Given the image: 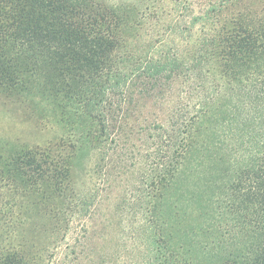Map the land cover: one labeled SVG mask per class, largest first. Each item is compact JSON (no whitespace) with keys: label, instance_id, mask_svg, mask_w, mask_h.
Segmentation results:
<instances>
[{"label":"rangeland","instance_id":"rangeland-1","mask_svg":"<svg viewBox=\"0 0 264 264\" xmlns=\"http://www.w3.org/2000/svg\"><path fill=\"white\" fill-rule=\"evenodd\" d=\"M207 1L70 5L127 9L125 43L100 72L69 74L12 41L4 60L0 49V158L38 150L64 177L49 176L64 210L58 229L51 197L29 195L16 177L0 207L2 264L11 252L27 264H239L252 207L232 199L225 171L252 158L264 113L220 75L194 86L192 60L213 23L201 18Z\"/></svg>","mask_w":264,"mask_h":264},{"label":"trees","instance_id":"trees-1","mask_svg":"<svg viewBox=\"0 0 264 264\" xmlns=\"http://www.w3.org/2000/svg\"><path fill=\"white\" fill-rule=\"evenodd\" d=\"M79 2L93 0H0L3 60L5 44L12 41L15 47L26 49V53L56 60L69 74L77 75L74 71L82 68L100 72L108 54L125 43L117 33L127 9L118 7V13L113 5L97 11L71 7ZM66 7L69 10L64 12ZM209 17L213 19L210 32L204 33L200 43L204 45L192 60L194 86L200 85L194 80L202 79L204 74L211 78L220 75L228 91L247 92L250 111L264 113V0H208L201 18ZM196 20L200 18L193 21ZM2 66L0 63V73ZM206 105L203 102L198 113L205 112ZM256 145L252 158L225 171L232 199L239 206L252 207V234L240 251L239 264H264V138L257 140ZM51 173L60 184L63 172L55 173L48 156L38 150H27L9 160L0 158V207L7 203L5 193L16 190V177L25 178L21 183L28 184L29 195L51 197L49 217L58 229L64 210L59 206V185L52 186L56 188L53 192L49 188ZM47 189L52 194L45 193ZM37 202V198L32 201L33 205ZM2 214L6 219L14 218L12 212ZM11 253L7 254L6 264H27L21 257L16 260L15 252Z\"/></svg>","mask_w":264,"mask_h":264}]
</instances>
